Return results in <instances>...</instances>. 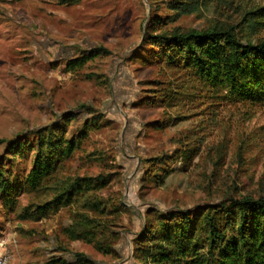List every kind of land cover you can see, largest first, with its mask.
Wrapping results in <instances>:
<instances>
[{
    "label": "rangeland",
    "instance_id": "374dc122",
    "mask_svg": "<svg viewBox=\"0 0 264 264\" xmlns=\"http://www.w3.org/2000/svg\"><path fill=\"white\" fill-rule=\"evenodd\" d=\"M174 1L0 0V138L26 134L63 112L75 114L69 122L75 129L92 118L85 111L92 108L98 128L89 131L65 168L110 176L108 190H120L127 208L115 245L118 257L104 256L60 234L73 207L39 220L21 219L23 207L48 195L40 189L23 192L13 210L0 204V250L7 252L8 264H48L59 257L76 264L72 252L78 251L95 264H133L130 233L139 231L148 208L186 209L226 196H264V103H229L217 90H196L197 80L183 70L131 59L145 29L238 24L246 11L264 7V0H177L198 1L190 13H177ZM258 28L255 38H264V27ZM97 48L107 53L65 69L78 54ZM161 86L177 92L174 104H145ZM192 149L194 154L184 156ZM5 152L0 144V161ZM162 153L176 155L159 166L161 176L167 171L163 183L146 175L142 181L145 158ZM25 166L17 162L15 168Z\"/></svg>",
    "mask_w": 264,
    "mask_h": 264
},
{
    "label": "trees",
    "instance_id": "16d2710c",
    "mask_svg": "<svg viewBox=\"0 0 264 264\" xmlns=\"http://www.w3.org/2000/svg\"><path fill=\"white\" fill-rule=\"evenodd\" d=\"M197 5L198 1L172 2L177 13L193 12ZM240 21L233 25L215 22L200 29H145L131 59L142 66L183 70L197 80L196 90H217L229 103L262 104L264 38L255 35L258 26L264 27V7L246 11ZM102 52L107 53L97 48L78 54L64 67L68 71L81 68ZM153 92L154 98L145 99V104H174L177 92L173 87L161 86ZM85 111L92 118L75 129L69 125L75 114L63 112L59 120L26 134L0 138L6 150L0 161V204L13 210L23 192L40 189L43 196L48 195L40 203L23 207L21 219L39 220L50 211L73 207L70 223L60 228V234L90 245L104 256L118 257L115 245L122 234L123 210L127 209L120 190H108V175H79L66 170L82 140L98 128L92 108ZM176 155L145 158L142 181L146 175L162 184L167 171L161 176L159 166L173 162ZM17 162L25 163V168H15ZM130 243L133 264H264V196L232 195L186 209L148 208ZM72 256L76 264H95L82 252H72ZM48 264L69 263L59 257Z\"/></svg>",
    "mask_w": 264,
    "mask_h": 264
},
{
    "label": "built area",
    "instance_id": "2783aa9c",
    "mask_svg": "<svg viewBox=\"0 0 264 264\" xmlns=\"http://www.w3.org/2000/svg\"><path fill=\"white\" fill-rule=\"evenodd\" d=\"M0 247H2L1 244ZM8 262H9V256L7 252L0 250V264H8Z\"/></svg>",
    "mask_w": 264,
    "mask_h": 264
},
{
    "label": "crops",
    "instance_id": "0c3cea01",
    "mask_svg": "<svg viewBox=\"0 0 264 264\" xmlns=\"http://www.w3.org/2000/svg\"><path fill=\"white\" fill-rule=\"evenodd\" d=\"M136 232H137V231H132V232L130 233V236H133ZM130 236H129V237H130Z\"/></svg>",
    "mask_w": 264,
    "mask_h": 264
}]
</instances>
